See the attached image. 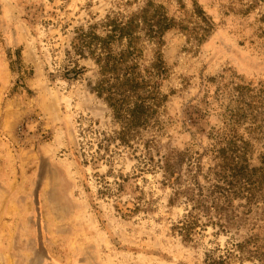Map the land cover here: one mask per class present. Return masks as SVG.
<instances>
[{
  "label": "rangeland",
  "instance_id": "1",
  "mask_svg": "<svg viewBox=\"0 0 264 264\" xmlns=\"http://www.w3.org/2000/svg\"><path fill=\"white\" fill-rule=\"evenodd\" d=\"M148 1L176 23L161 48L164 100L133 148H107L96 66L79 59L86 70L62 78L66 50L76 28ZM229 140L261 164L264 0H0V264H204L255 230L264 237L261 212L239 236L205 226L186 242L178 230L189 207L171 202L165 156L186 154L191 183ZM135 198L142 210L123 216L118 203Z\"/></svg>",
  "mask_w": 264,
  "mask_h": 264
},
{
  "label": "trees",
  "instance_id": "2",
  "mask_svg": "<svg viewBox=\"0 0 264 264\" xmlns=\"http://www.w3.org/2000/svg\"><path fill=\"white\" fill-rule=\"evenodd\" d=\"M175 28L164 6L148 1L136 12L110 13L100 22L75 29L66 50L71 64L60 76L70 80L83 73L86 68L81 67L79 59L95 64L97 78L92 90L111 113L113 129L104 139L107 148L117 142L133 148L140 135L156 122L164 100L162 85L168 77L161 48L166 34ZM149 42L154 45L150 62L146 53ZM233 143L229 140L227 146L215 148L214 164L206 172L199 162L191 183L182 173L186 154L170 152L165 156L163 184L173 189L171 202L183 199L189 207L178 227L186 242L205 226H211L217 234L239 236L252 214L261 212L264 218V156L259 166H252L246 153L239 154ZM117 209L125 217L142 210L138 198L119 202ZM236 261L264 264V237L256 230L221 255L208 254L204 264Z\"/></svg>",
  "mask_w": 264,
  "mask_h": 264
},
{
  "label": "bare ground",
  "instance_id": "3",
  "mask_svg": "<svg viewBox=\"0 0 264 264\" xmlns=\"http://www.w3.org/2000/svg\"><path fill=\"white\" fill-rule=\"evenodd\" d=\"M58 264H60V263H58Z\"/></svg>",
  "mask_w": 264,
  "mask_h": 264
}]
</instances>
